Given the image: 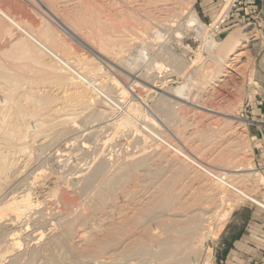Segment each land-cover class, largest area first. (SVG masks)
<instances>
[{
    "label": "rangeland",
    "instance_id": "1",
    "mask_svg": "<svg viewBox=\"0 0 264 264\" xmlns=\"http://www.w3.org/2000/svg\"><path fill=\"white\" fill-rule=\"evenodd\" d=\"M0 8L96 85L0 16V264H249L225 233L264 210L181 155L264 199V0Z\"/></svg>",
    "mask_w": 264,
    "mask_h": 264
},
{
    "label": "bare ground",
    "instance_id": "2",
    "mask_svg": "<svg viewBox=\"0 0 264 264\" xmlns=\"http://www.w3.org/2000/svg\"><path fill=\"white\" fill-rule=\"evenodd\" d=\"M0 16L2 18H4L5 20L9 21L10 23H12L14 26H16L20 31L24 32V34L29 38L31 39L32 41H34L37 45H39L45 52H47L49 55H51L54 59H56L57 61H59V63H61V65H63V67H65L68 71H70L72 74H74L80 81L79 83L81 82L82 85H86L87 87H90L94 90V92L96 91V85L95 83L92 81V79L88 76H85L83 75L82 73L78 72V71H75L74 69H72L71 65H69L70 63L67 62L64 58V60H62L59 55L57 54V52H55V50L53 48H51L48 44H46L45 42H43L41 39L37 38L36 35H34L33 33L29 32V31H26L24 30L23 28H21L9 15H7V13H5V11H3L1 8H0ZM237 41V40H236ZM258 46L257 43L253 44L252 47L253 48H256ZM260 48V47H259ZM258 48V49H259ZM263 49V48H262ZM262 49H260L262 51ZM144 52V51H143ZM127 53V52H126ZM142 56L144 55L143 53H140ZM141 56V57H142ZM140 57V58H141ZM143 58V57H142ZM141 58V59H142ZM133 59V58H132ZM208 67V66H207ZM212 67V66H211ZM214 67V66H213ZM77 70V69H76ZM255 72H257V69H255ZM263 81H264V78H262ZM184 88H179V89H176L175 90V94L176 95L175 97H179L177 95H182L184 93ZM98 91V90H97ZM100 93V92H99ZM98 94V93H97ZM101 95H103L101 93ZM107 98V97H106ZM110 102V101H109ZM113 103V102H112ZM117 106V105H116ZM199 106V105H197ZM119 108V107H118ZM203 110V109H202ZM130 117V116H129ZM121 123V122H120ZM124 123V122H123ZM149 131V130H148ZM147 131V132H148ZM154 134V133H153ZM153 136V135H152ZM156 136V135H155ZM159 140V139H158ZM170 148V147H169ZM173 148V147H172ZM175 148V147H174ZM177 148V147H176ZM175 148V149H176ZM180 148V147H178ZM171 150V149H170ZM174 150V149H173ZM183 150V149H182ZM182 150H179V151H182ZM175 151V150H174ZM177 151V150H176ZM184 151V150H183ZM180 153V152H179ZM183 153V152H182ZM181 153V154H182ZM176 154V153H175ZM186 154V153H185ZM178 156V154H177ZM189 155H181V160L184 161V159L189 163V164H194L196 167H198L201 171L200 172H205V174L207 176L210 177V179H212V181H214L216 184H218L219 186L224 187L223 189H228L229 191L233 192L234 194L238 195V197H241V199H243V202H251V203H254L255 205L259 206L260 208L264 209V199L263 200H260V199H257L255 198L252 194H249L247 191H245L244 189H241L240 187L234 185L233 182H231V180H229V183L227 182L228 180V177H229V173H225V174H221V173H215L213 171H211V169H209L208 167H204V164L203 165H199V164H196L195 161L197 160H193L192 158L194 156H190L188 157ZM180 159V158H179ZM186 162V163H187ZM188 164V165H189ZM191 164V165H192ZM206 165V164H205ZM194 167V166H193ZM192 167V168H193ZM137 169V168H136ZM195 170V168H194ZM104 171V170H103ZM103 171L100 169L98 172H97V176H101L103 173ZM196 171H198L196 169ZM199 172V173H200ZM201 173V174H202ZM99 174V175H98ZM203 174V175H205ZM95 175V174H94ZM94 175L92 174V176L94 177ZM97 178V177H96ZM109 178V177H108ZM90 181H93V178L89 179V182ZM108 184V183H107ZM111 184V183H110ZM90 185V184H89ZM114 185V184H113ZM215 185V184H214ZM111 187V186H110ZM106 189V187H105ZM225 189V190H226ZM104 190V189H103ZM110 190H112L110 188ZM106 192V190H104ZM100 192V191H99ZM102 193V192H101ZM104 193V192H103ZM104 196V195H103ZM16 198V197H15ZM13 200V202H11V206H9V208H11V210L13 211V213H15V218H21L24 214H26V212L28 211H32V208L34 207L33 204L31 203V200H30V197L26 195V197H23L21 200L20 199H15ZM107 198V197H106ZM20 200V201H18ZM242 204V203H241ZM6 206V205H5ZM8 207V206H7ZM35 208V207H34ZM5 210V209H4ZM146 214V213H145ZM3 215V214H2ZM6 215V214H5ZM8 215V214H7ZM140 220V219H138ZM28 230V229H27ZM78 232V231H77ZM72 234V233H71ZM79 234V233H78ZM83 234V233H82ZM79 236V235H78ZM81 239L83 236H81ZM79 238V237H78ZM15 239V238H14ZM15 241V240H14ZM168 240L164 241L162 244H161V252H160V257L162 259H164L162 261V264H172V261L170 260V254L173 252L174 248H171L173 244L171 241L170 242H167ZM177 245V244H175ZM182 247V246H181ZM145 250V249H144ZM144 250H139V253L142 254L144 252ZM148 251V250H147ZM32 259V258H31ZM161 260V259H160ZM173 260V259H172Z\"/></svg>",
    "mask_w": 264,
    "mask_h": 264
},
{
    "label": "crops",
    "instance_id": "3",
    "mask_svg": "<svg viewBox=\"0 0 264 264\" xmlns=\"http://www.w3.org/2000/svg\"><path fill=\"white\" fill-rule=\"evenodd\" d=\"M251 210L253 212L244 232L234 236L232 229H227L225 237H243L234 244L235 251L239 253L241 260L244 262L248 260L245 263L249 262V264H262L264 262V246L262 245V247L260 242L264 244V213L258 209ZM246 247L251 250H245Z\"/></svg>",
    "mask_w": 264,
    "mask_h": 264
}]
</instances>
